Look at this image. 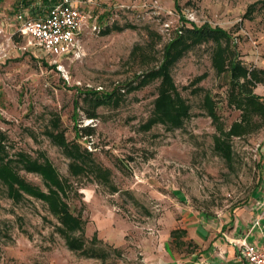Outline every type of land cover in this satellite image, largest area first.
Instances as JSON below:
<instances>
[{
  "label": "rangeland",
  "instance_id": "rangeland-1",
  "mask_svg": "<svg viewBox=\"0 0 264 264\" xmlns=\"http://www.w3.org/2000/svg\"><path fill=\"white\" fill-rule=\"evenodd\" d=\"M78 3L90 21L79 48L57 57L28 44L16 21L50 6L0 0V139L15 179L47 192L16 160L25 155L49 159L68 181L85 247L99 254L71 250L47 204L0 176V264H200L197 238L207 246L264 226V76L254 74L264 67V0ZM202 27L226 35L192 43L186 31ZM179 38L188 47L176 46L169 72L189 113L160 122V67Z\"/></svg>",
  "mask_w": 264,
  "mask_h": 264
},
{
  "label": "trees",
  "instance_id": "trees-1",
  "mask_svg": "<svg viewBox=\"0 0 264 264\" xmlns=\"http://www.w3.org/2000/svg\"><path fill=\"white\" fill-rule=\"evenodd\" d=\"M43 1L46 3V5L51 6L56 0ZM186 32L188 33L187 38L194 44L200 43L210 37H212L217 42L219 41V38L226 35L222 30H210L208 27H202L201 29H188ZM185 42L186 40H184L183 38H179L172 44H170V46L166 50L163 65L162 67H160L164 79V88L161 90L159 99L155 104V110L157 113L156 118L160 122H166L168 116L185 119V117H187L189 113L188 105L186 104V101L180 95L178 90L174 87V83L169 72L170 65H172V62L174 60L173 56H178L180 54H174V49L176 48V46H181L187 49L188 45L186 46ZM222 58L224 59L223 54L218 52L216 54L217 60H214L216 66L219 67ZM259 72L260 71L256 70L254 74ZM232 74L235 77L239 74H243L246 76L247 72L244 68L238 67L236 64H233ZM251 78L253 77L251 76ZM252 98L258 99L257 96H253ZM106 99H108V97L97 98L95 105H101L105 103ZM95 118V113H91L88 115V119ZM79 131L82 136H92V134L94 133L93 127H82L79 129ZM57 140L58 143L60 145H63L67 150L68 146L66 147L63 139L58 138ZM5 148L6 147L3 144V140L0 139V176L9 183H16L19 190L26 195L38 198L47 204L51 214L58 219L61 225L59 229L66 239L71 250L84 253L87 256L98 255L99 253L97 249L93 247L87 249L85 247V227L83 226V221L81 220V218L75 216L72 213L71 208L66 201L68 197L69 183L66 179L61 178L58 171L49 161V159L45 158L43 162H36L31 158L26 157L25 155H20V157L16 159L26 170L37 173L42 177L47 188V192H44L37 187H33L15 179V172H13V159L9 158ZM70 151L72 152V150ZM71 154V156L80 159V162L84 163L85 166L81 167V169H85V171H87L88 169L86 167L84 158L80 155H76L75 153L73 154V152ZM177 232L178 230H174L172 234L175 235L177 234ZM92 241H95V239H92Z\"/></svg>",
  "mask_w": 264,
  "mask_h": 264
},
{
  "label": "built area",
  "instance_id": "built-area-1",
  "mask_svg": "<svg viewBox=\"0 0 264 264\" xmlns=\"http://www.w3.org/2000/svg\"><path fill=\"white\" fill-rule=\"evenodd\" d=\"M90 18V13L79 5L78 0H60L42 13L20 11L16 21L19 34L27 39L28 44L46 55L63 57L79 48ZM254 230L257 231V239L252 240ZM234 244L240 251L242 264H264L262 219L255 221Z\"/></svg>",
  "mask_w": 264,
  "mask_h": 264
},
{
  "label": "crops",
  "instance_id": "crops-1",
  "mask_svg": "<svg viewBox=\"0 0 264 264\" xmlns=\"http://www.w3.org/2000/svg\"><path fill=\"white\" fill-rule=\"evenodd\" d=\"M262 68L258 71L264 76V67ZM234 231L223 233L224 237L214 238L215 240L213 239L214 241L207 246H202V240L197 238V244H201L202 250L200 252H202L201 255L203 256L200 264H242L240 251L234 243L242 238L244 234L234 233ZM253 239H257L256 233H254Z\"/></svg>",
  "mask_w": 264,
  "mask_h": 264
}]
</instances>
